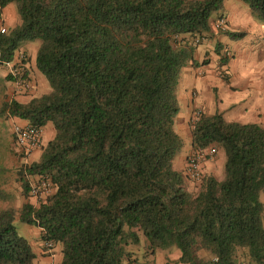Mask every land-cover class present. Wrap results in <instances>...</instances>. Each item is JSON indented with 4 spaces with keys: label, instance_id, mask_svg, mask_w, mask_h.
<instances>
[{
    "label": "trees",
    "instance_id": "obj_1",
    "mask_svg": "<svg viewBox=\"0 0 264 264\" xmlns=\"http://www.w3.org/2000/svg\"><path fill=\"white\" fill-rule=\"evenodd\" d=\"M240 1L264 23V0ZM223 2L0 0L20 19L0 32V64L38 41L35 65L50 88L0 114L54 127L18 170L26 199L29 177L49 178L54 191L0 209V264H33L16 219L60 246L59 264H135L129 245L141 235L146 255L177 252L165 264H264V127L201 113L191 145L223 151L221 176L202 175L194 191L173 167L183 146L174 129L180 74Z\"/></svg>",
    "mask_w": 264,
    "mask_h": 264
},
{
    "label": "crops",
    "instance_id": "obj_2",
    "mask_svg": "<svg viewBox=\"0 0 264 264\" xmlns=\"http://www.w3.org/2000/svg\"><path fill=\"white\" fill-rule=\"evenodd\" d=\"M222 9L225 10L222 14L226 21V29L219 31L220 29L214 27L217 18L211 21L210 34L197 44L194 61L182 69L176 89L179 111L175 117L174 129L182 138L186 153L178 154L173 161V167L186 177L187 188L194 191L197 190L198 183L187 177L185 167L187 156L193 150L190 119L196 110L200 109L204 114L220 112L226 121L257 123L264 127V23L258 21L248 5L240 0H224ZM19 21L14 4H7L0 9V30L4 29L6 32L19 24ZM227 32L242 33V35L234 38ZM38 47V41L23 43L16 50L12 61L16 64L17 55L24 54L21 61L31 82L29 91L18 89L15 78L10 72L11 67L0 64V109L12 100L25 103L33 97L49 92L46 78L35 65ZM223 57L227 59L225 63L221 62ZM16 123L27 122L11 116L8 112L0 114V126H3L0 162L6 164L9 173L14 168L17 170V177L14 179L17 184L14 189L16 192L12 194H16L18 200L16 209H19L26 200L32 204H37L38 201L34 197L28 196L26 199L22 195L18 170L22 164H29L38 158L42 146L54 136V127L50 123L44 125L41 128L40 147L26 150L16 141L13 131ZM43 138L46 139L45 143H42ZM216 154V160L214 156L202 164L203 175L221 176L225 157L219 148ZM260 199L264 203V196L260 195ZM28 226L32 236H37L31 243L29 242L35 253L33 264H59L60 246L55 245L49 251L41 239L40 229Z\"/></svg>",
    "mask_w": 264,
    "mask_h": 264
},
{
    "label": "built area",
    "instance_id": "obj_3",
    "mask_svg": "<svg viewBox=\"0 0 264 264\" xmlns=\"http://www.w3.org/2000/svg\"><path fill=\"white\" fill-rule=\"evenodd\" d=\"M214 27L216 29L225 30L227 25L224 17L219 18ZM2 33L4 29L0 30ZM24 54L20 53L17 55V63L12 61L6 62L7 66L11 67V73L15 78V83L18 89L23 91L31 90V82L28 79L22 61ZM200 109L196 110L190 119V126L201 115ZM13 131L16 136L18 145L26 150L39 148L41 145V128L32 126L28 123L25 124H14ZM218 151L216 146H209L206 148L193 149L192 152L187 156L185 172L188 178L194 182H200L202 179V164L212 159ZM54 191V185L51 180L45 176L36 177L29 186V195L37 199V201H44ZM46 249L51 251L54 248V243L51 240L43 242Z\"/></svg>",
    "mask_w": 264,
    "mask_h": 264
},
{
    "label": "rangeland",
    "instance_id": "obj_4",
    "mask_svg": "<svg viewBox=\"0 0 264 264\" xmlns=\"http://www.w3.org/2000/svg\"><path fill=\"white\" fill-rule=\"evenodd\" d=\"M219 13H225V10L222 9L220 12H218V14ZM213 16L215 17L216 14ZM2 127L3 126H0V141L2 140V135H1ZM45 142H46V139L43 138L42 143H45ZM185 153H186V147L182 146L179 154L184 155ZM216 155L214 157L215 160L217 159ZM5 166L6 164L4 162H0V209L5 208V207H15L16 208L18 206V200L15 197L16 194L14 193L13 195L12 193L16 192V190L14 189L17 184L15 183L14 179L17 177V173H16L17 170L14 168L12 169V172L9 173V171L6 170ZM219 172H220V169H219ZM34 179L35 177H29L28 178L29 183H31ZM20 188L22 192L21 183H20ZM263 194L264 193L262 192L261 196H264ZM14 224L16 226L17 233L21 235L22 237H24L28 242L31 243L33 239L37 237V236L33 237L32 234L30 233L31 231H29V226L21 223L18 219L14 221ZM145 243H147V239L143 235H141V242L138 245L136 246L129 245V249L135 250L137 252L136 257H138L139 261L135 262V264H165L167 256L168 255L172 256V253L169 254L165 250H160V249L157 250V253L155 255L153 254L146 255L145 254V251H146ZM176 255L177 254H173V256H176Z\"/></svg>",
    "mask_w": 264,
    "mask_h": 264
}]
</instances>
